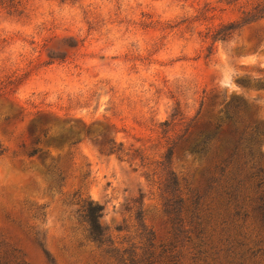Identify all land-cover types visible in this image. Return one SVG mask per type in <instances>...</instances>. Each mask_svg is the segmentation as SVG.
<instances>
[{"label":"rangeland","instance_id":"obj_1","mask_svg":"<svg viewBox=\"0 0 264 264\" xmlns=\"http://www.w3.org/2000/svg\"><path fill=\"white\" fill-rule=\"evenodd\" d=\"M24 6L0 10V81L21 80L0 96V259L122 264L87 237L90 197L142 264H264V10L211 38L264 0Z\"/></svg>","mask_w":264,"mask_h":264},{"label":"trees","instance_id":"obj_2","mask_svg":"<svg viewBox=\"0 0 264 264\" xmlns=\"http://www.w3.org/2000/svg\"><path fill=\"white\" fill-rule=\"evenodd\" d=\"M7 9L10 12H17L22 14L25 6L24 0H0V10ZM264 9L258 10L256 13L247 14L242 20L239 21H232L229 23L222 24L215 32L211 35V38L214 41L222 40L227 41L229 40L233 34L241 29L245 24H248L258 18L262 17V12ZM78 44L75 43L73 46ZM50 61L49 63L54 62L55 60H65L67 57V53L63 51H54L50 53ZM19 77H8L6 80L0 81V96H7L13 93L18 85L20 84ZM49 130L44 131V137H48ZM106 143L109 144V153H119L122 152L123 149L117 145L114 138L112 139H105ZM42 142V137L39 136L36 138V144ZM51 142L56 143L54 138H51ZM43 151L41 147H34L31 152L30 156H35L40 154ZM224 169L225 167L222 166ZM105 206L98 201L91 199L90 197L85 198L82 200V212H83V219L87 224V237L89 240L97 244L99 247H106V252L110 253V255L116 257L118 261L122 264H142L143 260H136L135 254L132 251L127 249L121 250L114 246V242L112 241L111 237L107 233V228L103 227L101 224V218L104 215ZM168 213L173 214V209L168 208ZM176 218V217H175ZM173 218V222L176 223V219ZM177 230V229H176ZM260 250L254 251L252 254L256 255ZM148 262V259L146 260ZM0 264H29L24 260H2L0 259ZM145 264H152V263H145ZM208 264H211L210 262Z\"/></svg>","mask_w":264,"mask_h":264},{"label":"water","instance_id":"obj_3","mask_svg":"<svg viewBox=\"0 0 264 264\" xmlns=\"http://www.w3.org/2000/svg\"><path fill=\"white\" fill-rule=\"evenodd\" d=\"M27 181L32 182V183L36 182V180H35L34 178H32V177H29V178L27 179Z\"/></svg>","mask_w":264,"mask_h":264}]
</instances>
